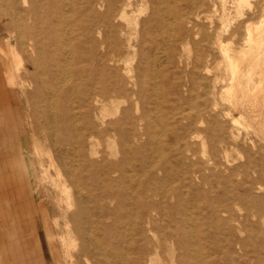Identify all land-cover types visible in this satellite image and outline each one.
I'll return each instance as SVG.
<instances>
[{"label":"bare ground","instance_id":"6f19581e","mask_svg":"<svg viewBox=\"0 0 264 264\" xmlns=\"http://www.w3.org/2000/svg\"><path fill=\"white\" fill-rule=\"evenodd\" d=\"M0 1L17 11L18 18L16 21L15 17L16 23L13 27L19 35L26 34L30 58H25L9 37L0 40V186L14 192L18 209L15 222L19 224L20 235L23 232L32 237L29 222V216H32L29 181L33 177L36 183L34 192L37 195L43 183H48L56 192V207L65 226L61 242L66 256L72 258L70 251L78 249L82 252L86 264H166L158 261L159 257H156L161 242L152 244L147 236L153 231L155 214H159L165 205L162 204L159 208L158 203L150 201V196H159L161 200H165L166 192H157L150 186L145 189L141 187L144 191L141 196L146 197L143 199L138 196V192L128 198V186L123 190L116 189V180L112 174L117 164L111 160L94 159L97 158L99 140H110L112 132H118L124 137L128 148V141L145 138L150 146L152 145V153L155 154L159 150L162 151L163 137L168 136L172 138L171 142L182 143L186 149L190 148L194 139H201L202 142L207 140L213 144L212 148L215 150H212L216 153L219 150L225 151L228 137L224 130L226 127L223 128L220 120L224 118L235 123L236 119L234 120L233 110H230L233 111L231 113H222L221 102L230 99L236 104L243 101L245 95L251 96L256 104L264 102V36L262 38L259 33L261 29L256 30L262 21L257 23L259 27L256 29L246 28L243 49H229L223 38V32L227 31L224 15L220 14L219 27L214 32L202 34L201 39L196 42L203 44L204 48H200V45L197 47L199 53L195 56L190 73L194 78L189 90L195 97L188 101L184 96L177 94L180 89L175 93L178 95L175 97L176 104L190 103L192 113L181 112L178 119L170 125L168 120L175 116L168 115L164 118V103L158 102L160 86L162 90L163 83L167 80L166 70L165 73L159 71L157 74L154 68H150V62H147L146 71V68L143 69L144 59L135 70L137 76H132L128 57L124 56H128L129 51L134 48L132 42L139 33L142 45L148 44L149 50L154 52L161 46L166 51L163 54L165 63L176 62L177 47L190 44L198 30H202L199 28L203 26L200 21L207 18L205 15L209 9L204 3L206 1L153 0L150 3L149 0H21L20 3L25 5L23 8L18 2L20 0ZM245 1L233 0V7L240 10L238 7L246 4ZM180 2L184 3L186 9L175 5ZM148 4H151L152 14L147 19H140V14L136 16V12L142 15ZM220 7L221 5L219 9ZM247 25L250 26L249 23ZM100 35L101 39L98 38ZM139 46L142 47L140 41ZM134 54L133 51L132 56ZM156 58L151 59L153 67ZM151 70L153 71L150 72ZM243 78L247 80L245 83ZM14 89L24 96L28 108L32 106V112L39 116L41 122H34L36 129L42 131L45 142L50 145L45 148L35 143L33 151L31 150L37 159L39 171L33 168V164V170L27 165L22 166L20 157H14L20 156V152H16L14 148L17 128L8 116L6 108H2L3 104H7L6 94L14 95ZM163 94L166 96L165 101L170 102L169 94L166 91ZM132 96L136 97L137 101L134 103H139L143 112L132 122L133 130L128 135L121 133L122 121L111 118L114 114L107 112L110 107L118 110V99L128 102ZM30 100L33 102L30 103ZM149 109L155 113H150ZM238 116L241 117V114ZM157 126H161L163 130H156ZM232 132L228 136L234 137ZM17 134L19 135L18 131ZM32 135L35 139V133ZM215 143L219 145V149L215 148ZM142 147L137 145L135 153H141ZM127 148L124 150L127 151ZM182 152L180 151L181 155ZM21 154H26L25 149ZM217 154L211 155L214 158L205 161L202 168L194 172L192 170L193 175L202 177L201 172L208 171L211 176H220L222 168ZM161 156L160 154L159 157ZM259 161L260 167L255 170L258 178H264V156ZM153 162L156 163V160ZM153 162L150 164L153 165ZM151 167L148 166L149 169ZM241 168L244 169L245 166ZM126 172L128 171L123 172V178L126 177ZM226 178L228 180V177ZM179 200L177 211L181 214H178L181 219L171 221L173 228L168 230V238L171 239L169 240L181 251L173 264H206L202 260L200 239L191 210L193 207L189 208ZM3 202L7 203L8 200L4 198ZM258 217L261 220L264 214ZM132 231L144 241L139 247L140 256L135 260L128 256V250L134 240L131 239Z\"/></svg>","mask_w":264,"mask_h":264},{"label":"rangeland","instance_id":"374dc122","mask_svg":"<svg viewBox=\"0 0 264 264\" xmlns=\"http://www.w3.org/2000/svg\"><path fill=\"white\" fill-rule=\"evenodd\" d=\"M203 1H206L204 3L209 9L205 15L207 18H204L203 21H200L203 26L202 28H199L202 30H198V34L192 40V42L194 41L193 43L190 42V44L184 45L183 47H177L178 60L176 59V62L173 64L165 63V57L163 54H165L166 51L165 49L163 50L161 46L158 47L154 52L149 50L148 44L142 45L139 33L132 42L134 48L129 51L128 56H124L126 58L128 57V66L132 69V76H137V72L135 70L140 66L139 63L141 60L144 59L145 64L143 69L146 68V71L147 62H150V68H154L157 74L159 71L164 72L166 70L167 80L164 81L162 90L160 86V90L158 91V102L162 104L164 103V105H162L163 114L161 113L164 118L168 115H172V117L175 116L173 119L168 120L170 125H172L174 120L178 119L181 112H191L189 106L190 103L186 102L177 105L175 99L178 96L177 94H179V96L181 95V97L184 96L183 98L188 99V101L194 99L195 94H191L189 89L192 83L191 80L194 78L190 76L192 71V63L195 59V56L198 55L197 53H199L197 47L199 48L200 44L197 42L201 39L202 34H210L219 27V16L224 15V17H226L225 25L227 31L223 32V38L229 45V49L232 50H235L239 47H242V49L244 48V36L246 33L245 31L247 30L246 28L251 27V29H256L260 25V27L256 30L260 31L259 29H261L262 31L264 29V0H246V4L243 3L240 5L241 7H238L240 10L236 9L237 7H233V0ZM18 2L20 3L21 0ZM149 2L151 3L153 0H149ZM222 3L224 4L223 6ZM150 5L151 4H148L147 9L142 12V15L141 13L136 12V16H139L140 14V19H147L149 15L152 14V8ZM175 5L186 9L184 3L182 2L176 3ZM220 5L221 9H219ZM20 6L23 8L25 5L20 3ZM222 9L225 13L221 11ZM239 15L240 17L238 18ZM17 18V11L0 1V40H4V38L6 39L9 37L11 42L25 56V58H29V52L27 49L28 38L26 34L24 33L25 35H19L18 31L13 27V24L16 23ZM14 19L16 20L15 22ZM233 19L235 20V23ZM239 20H244V24H242ZM258 22L261 23L259 24ZM247 23H249L250 26L247 25ZM254 24L257 26H253ZM261 31L259 33L263 38L264 30L262 32L263 35ZM98 38L101 39L102 36L100 35ZM139 41L142 47L139 46ZM200 48H204L203 44L200 45ZM133 51L135 54L132 56ZM154 54H158V56H155ZM155 57L157 58L153 67L151 66V59ZM28 60H30V58ZM246 62L247 61H245L244 64H246ZM160 64L162 65L160 66ZM244 66L247 67V65ZM145 70L142 71L144 72ZM152 71L153 70L150 72ZM212 72L214 73L215 71L213 70ZM178 75H180V77ZM246 78H243L242 80L244 83L247 81ZM251 78L253 79L254 76L252 75ZM158 80L160 81V78ZM179 83H182L183 85ZM169 85H171V87ZM130 88L131 87H129V89ZM186 88L188 91H186ZM179 89L180 91H178V93L175 95L176 91ZM14 90V95L11 94L9 96V94H6L7 104L5 106L4 104L2 105V108H6L8 116H10L14 126L17 128L15 131V137L17 138H14V148L16 152H20V156L14 157L17 159L20 157L22 166L27 165L30 170H33V168L38 170V165L36 164L37 159L32 154V148L35 143L45 148L50 147V145L49 142H45L41 133L42 131L36 129V124L34 122H41L40 119H38L39 116L32 112V106L31 108H28L24 96H22L17 89ZM135 90H137V88ZM163 91H166V93L169 94L168 97L170 102L165 101L166 96H164ZM27 92H29V90ZM198 93H200V91H198ZM134 101H137L135 96H132L130 99H128V102H123L121 99H118V110H115L114 107H110L107 112L109 114H114L111 118L122 121L121 133L124 132L126 134L128 133L129 135L133 130L131 129L132 122L140 117L143 112L142 106L139 103L135 104ZM253 101L254 99L251 96L245 95L243 101H238L236 104L230 99H226L221 102L220 107L222 106V113H228V111L233 110L234 120H236L234 123L233 121L223 118L225 120L224 121L221 118L220 121H222L221 124L223 128L226 127L224 130L227 136H225L228 138L224 149L225 151L221 152L219 150L220 152L217 151L218 154L216 151H213L215 150L213 149V144L207 140L202 142L201 139H194L190 148L186 149L184 144H175L171 142L172 138H168V136L163 135L164 144L162 146V151L159 150L155 154L152 153V145L150 146L149 142H147L145 138L134 142L128 141V146L130 145L128 148L126 147L127 142H125L124 137H122L118 132H112L113 136L110 140L107 138H101L99 140V145L97 146V158L94 159L99 161L103 159L111 160L117 164V168L112 174L116 180V189L123 190L128 186V198L132 194L138 192V194H140L138 196L143 199H146V197L144 195V197L141 196V192L146 186H150L151 189L157 192H166L165 200H161L159 196H150V201L155 202L156 204L158 203L157 206L159 208H161L160 205L165 204L163 205L164 209H160L159 214H155V225L152 229L153 231L147 235L152 244L161 242L162 248L160 246L161 249H157L156 255V257H159L157 258L158 261H163V263L165 262L166 264L172 262L173 264L175 257L181 253L174 242L170 241L171 239L168 238V234L170 232L168 230L173 228L171 221H178L181 219L179 216L181 214H179L177 211L178 199H180L181 202H184V204L189 208L193 207L191 210L196 222L198 239H200V251L202 252L203 256L202 260L205 261L206 264H264V217L262 218L263 220H260L258 217V215L264 214V182H261L262 180L264 181V178H258L257 170H255L258 169V166L260 167L259 160L262 156H264V102H259V104H256L254 101L255 104H253ZM32 102L33 100H30V103ZM148 111L150 113H155L154 110L151 111L149 109ZM233 111H230L229 113ZM239 113L241 114V117L238 116L240 115ZM161 129L163 130L161 126L156 127V130L158 131H161ZM17 131L19 132V135L17 134ZM231 131H233L232 133L234 134V137L228 136ZM32 133H35V139L33 138ZM137 145L143 146L141 153H135V148ZM214 145H216V149L220 148L216 143ZM171 147L173 148V151L171 150ZM125 148H127V151L124 150ZM24 149L26 154L23 155L21 152H24ZM1 151L2 147L0 148V152ZM180 151H183L182 155L180 154ZM215 153L220 158L219 165L221 164L220 168H222L221 175L211 176L208 171H202V177H199L198 174L193 175L192 170L194 172L199 168H202L205 161H209V159L214 158V155L216 156ZM160 154L162 155L161 157H159ZM154 160H156V163L153 162ZM152 162L154 166L150 164ZM32 164L33 168L31 166ZM147 165L149 167L153 166L154 168L152 169L151 167L149 169ZM240 166H243V168L245 166V168L242 169ZM233 169L235 170L234 172ZM124 171H128L126 172L125 178L122 177ZM143 172H145L147 175ZM186 172L189 173L186 174ZM226 177H228V180ZM204 179L205 181H203ZM126 180L128 182H126ZM29 182L30 202L32 204V216H29V222L32 228V237L37 240L35 252L38 257L41 256V259H43L46 264H86L82 252L78 249L70 251L72 258L66 256L65 248L61 242V238L65 234V226L63 224L64 222L59 217V211L56 207V192L48 183H43L40 188V193L37 195V193L34 192L36 183L33 177ZM139 184H141V186H139ZM11 191L12 190H7L0 186V206H2L0 207V223L4 224L5 229L8 226L10 231L16 233L18 232L17 229H15L16 227H12L11 229L10 226L15 221V217L18 212L17 203H15L16 201L14 192ZM179 193H182L183 195L181 194V196ZM4 198L5 200H8L7 203L3 202ZM160 201L164 202L160 203ZM133 212H135V210H133ZM163 230L165 231L163 232ZM132 232L133 234H131V239L133 238L134 240L132 239V246L128 250V256L130 259L132 258L131 260H135L138 256H140L139 247L144 244V241L142 238H139L135 231ZM159 233L161 234L159 235ZM21 238V249L23 251L27 244L25 240L27 238L23 232H21ZM140 241L142 243H139ZM162 258L163 260H161Z\"/></svg>","mask_w":264,"mask_h":264},{"label":"crops","instance_id":"0c3cea01","mask_svg":"<svg viewBox=\"0 0 264 264\" xmlns=\"http://www.w3.org/2000/svg\"><path fill=\"white\" fill-rule=\"evenodd\" d=\"M10 226L11 228L12 226L14 228L16 227L15 229H17L18 232L14 233L10 231L8 226L5 229L4 224L0 223V264H46L45 261L41 259V256L38 257L35 252L37 240L33 237L31 238V236H26V248L22 251L19 224L14 221Z\"/></svg>","mask_w":264,"mask_h":264}]
</instances>
